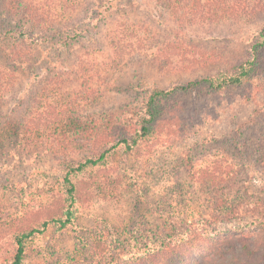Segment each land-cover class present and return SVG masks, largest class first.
Segmentation results:
<instances>
[{"label":"rangeland","instance_id":"1","mask_svg":"<svg viewBox=\"0 0 264 264\" xmlns=\"http://www.w3.org/2000/svg\"><path fill=\"white\" fill-rule=\"evenodd\" d=\"M201 1L216 15L173 14L166 0H0V68L14 78L0 99V264L11 262L17 219L28 209L46 219L48 193L63 190L65 158L46 139L26 147L30 117L64 104L74 122L58 135L70 139L67 157L81 161L96 147L78 135L95 123L112 129L119 116L142 113L153 88L230 76L247 60L258 73L243 85H204L166 103L184 113L177 134L117 151L79 176L100 186L77 205L72 225H51L28 245L25 263L176 264L170 246L187 263L202 261L264 224V0ZM115 29L144 39L124 61L111 48ZM216 161L217 182L202 181ZM98 235L110 245L105 259L91 250ZM189 235L221 243L191 247Z\"/></svg>","mask_w":264,"mask_h":264},{"label":"trees","instance_id":"2","mask_svg":"<svg viewBox=\"0 0 264 264\" xmlns=\"http://www.w3.org/2000/svg\"><path fill=\"white\" fill-rule=\"evenodd\" d=\"M170 11L178 13L181 11H188L189 15L193 19L200 16L205 18L206 16H215V7L211 5L206 7L202 5L200 0L198 3H193L192 0H166ZM205 15V16H204ZM264 37V29L262 31ZM111 48L116 57L124 59L135 55L139 48L144 44L143 37L137 36L134 41L130 36H127L126 32H118L116 29L110 37ZM134 41L136 44L128 42ZM135 46H137L135 48ZM256 63L254 60H247L241 64L237 72L230 76H219L212 79H198L189 81L183 85H173L168 89H162L155 87L148 95L145 103L144 111L137 116L132 113L124 114V119H116L117 122L112 121V129H109L110 122H98L92 125L89 129L84 130L79 134V142H86L95 146L96 154L91 157H87L81 161H77L73 158H68L67 147L64 146L65 141H70L69 137L62 138L58 135L60 129L68 126L67 121L69 119L73 121L72 116H68L65 111V106L62 104L59 108L47 107L43 111L35 113L25 123L27 136L25 139L26 147L34 146L37 143L48 140V144L54 149L53 154L58 157H64V176L61 179L62 192L56 193L51 190L49 194V204L47 205L46 215L47 218L40 220L39 217L42 213L33 212L28 209L23 213L16 222L21 225L12 231L14 233L13 245L14 254L12 255L11 262L8 264H26V256L28 252V245L31 244L39 235H43L51 225H57L61 230L68 228L72 225L76 216V207L79 203L86 201V198L90 194V190L96 186H100L99 181L95 177H91L86 181H76V179L88 173L89 170H95L105 167L110 158L117 151H123L124 153H132L142 143L146 141L154 140L157 137L165 136L172 137L177 134L180 129L184 127V113L178 108L166 107V103L177 94L190 93L196 91L199 87L208 85L215 91H220L227 86H240L245 81L250 80L258 73L256 70ZM83 71V69H82ZM14 82L13 76L7 71L0 68V99L2 92L5 88ZM84 95H87L84 94ZM89 95V94H88ZM87 95L86 100H90V96ZM76 102V101H74ZM63 108V109H62ZM135 120H133V118ZM132 119V120H130ZM74 122V121H73ZM77 132V131H76ZM75 132V133H76ZM98 145H100L98 147ZM70 156V152H69ZM67 158V159H66ZM58 160H60L58 158ZM222 163L215 162L210 169H202L199 177L202 181L217 182L220 177V169ZM30 213V217H28ZM33 220L37 222L39 226L32 224ZM256 232L251 234H242L240 236L228 237L227 245L219 248L215 247L210 254L201 260H193L186 262L185 256L178 255L175 252V248L170 246L169 250L172 256L176 258V264H264V224L257 227ZM201 239H194L192 235L187 237L186 243L191 247L197 246L201 240L205 243H211V245H217L221 242H211L210 235H203ZM107 238L104 235H98L91 243V250L95 256L102 259L106 258L109 252L110 245ZM226 239H223V241ZM230 245V246H229ZM211 250V249H210ZM235 251L228 255L230 252ZM161 251V250H159ZM243 257L250 258L249 262L242 260ZM150 264H156L154 260ZM157 264H167L165 261L158 262Z\"/></svg>","mask_w":264,"mask_h":264}]
</instances>
